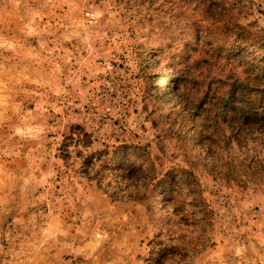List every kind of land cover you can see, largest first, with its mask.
<instances>
[{"label": "rangeland", "instance_id": "1", "mask_svg": "<svg viewBox=\"0 0 264 264\" xmlns=\"http://www.w3.org/2000/svg\"><path fill=\"white\" fill-rule=\"evenodd\" d=\"M187 69L263 83L264 0H0V264H264V121Z\"/></svg>", "mask_w": 264, "mask_h": 264}, {"label": "trees", "instance_id": "2", "mask_svg": "<svg viewBox=\"0 0 264 264\" xmlns=\"http://www.w3.org/2000/svg\"><path fill=\"white\" fill-rule=\"evenodd\" d=\"M201 48L206 55L210 53L211 47ZM216 53V56L220 55V52ZM196 71L191 70L189 72V69H187L186 73L183 72L182 76H180V79L184 80L185 83V87L184 89L182 88L180 94L177 91L179 86L177 85L176 87L179 109L183 112V115L197 120H206V122H219L222 120H232V116L236 117V114L240 112L239 120L244 122L264 121V82L260 84L257 78L252 79L250 75H247L248 78L243 83L244 81L240 82L231 70L227 71V75L223 74V70H220L221 75H225V81L214 88V84L223 78L211 80V71H208L205 76L199 73L195 77L196 79L202 78V82L194 97H190L186 87L195 81V78H192V73H196ZM174 79L178 80L177 77H174ZM236 83L243 84L239 87V92L234 89ZM252 89H254V94L250 93ZM174 96H176V92ZM124 149L123 165L129 169L132 167L133 160L131 157L134 154L130 151L129 147H124ZM92 159L93 157L89 158V160Z\"/></svg>", "mask_w": 264, "mask_h": 264}, {"label": "built area", "instance_id": "3", "mask_svg": "<svg viewBox=\"0 0 264 264\" xmlns=\"http://www.w3.org/2000/svg\"><path fill=\"white\" fill-rule=\"evenodd\" d=\"M86 18H87V21L90 22V23L95 20V16L92 13H87L86 14Z\"/></svg>", "mask_w": 264, "mask_h": 264}]
</instances>
